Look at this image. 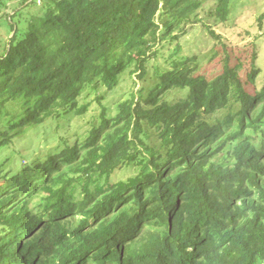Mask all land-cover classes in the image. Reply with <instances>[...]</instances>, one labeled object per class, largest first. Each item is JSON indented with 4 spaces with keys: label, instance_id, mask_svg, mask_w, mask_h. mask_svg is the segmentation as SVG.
Masks as SVG:
<instances>
[{
    "label": "trees",
    "instance_id": "trees-1",
    "mask_svg": "<svg viewBox=\"0 0 264 264\" xmlns=\"http://www.w3.org/2000/svg\"><path fill=\"white\" fill-rule=\"evenodd\" d=\"M201 1L21 0L7 15L0 0L11 30L0 55V264H264L255 52L244 77L229 56L213 78L187 59L157 70L146 96L132 92L112 116L103 108L82 141L4 168L13 138L86 111L76 107L86 89L111 90L132 66L142 79L153 47ZM213 1L226 20L231 0ZM172 88L187 93L164 99ZM149 128L158 146L143 141ZM129 165L134 174L110 181Z\"/></svg>",
    "mask_w": 264,
    "mask_h": 264
},
{
    "label": "rangeland",
    "instance_id": "rangeland-1",
    "mask_svg": "<svg viewBox=\"0 0 264 264\" xmlns=\"http://www.w3.org/2000/svg\"><path fill=\"white\" fill-rule=\"evenodd\" d=\"M20 2L21 0H7L5 13L8 15L16 9L24 11ZM230 7L231 12L227 19L222 21L215 15V2L202 0L199 7L183 23L184 30L174 28L172 35L176 34L175 38L163 37L153 47L145 63V76L142 79L138 77V71L130 74L134 68L132 66L119 75L118 84L113 89L107 90L101 86L97 90L86 89L76 101L79 109L88 105L83 113L77 114L75 109H70L60 118H49L43 124L28 128L21 137L13 138V144L5 147L8 150L2 152V156H9L4 161L6 171H15L25 163L44 160L51 152L72 145L76 140L82 141L91 128L101 122L103 108L105 115L112 116L117 112L118 103L129 98L132 92L137 96L141 89V97L146 96L158 82L156 71L167 70L181 59L188 60L195 75L213 78L222 71L223 61L229 56L232 63L238 60L242 62L240 76L244 77L252 53L255 52V63L260 70L256 81L260 86L264 80V0H231ZM156 20L160 21L158 16ZM10 35L9 23L1 18L0 55L5 52ZM249 89L252 91L251 86ZM186 93V89L172 88L165 93L164 99L174 101L184 97ZM148 130V136L143 141L148 145L158 146L159 141L153 129ZM134 173L135 166H123L112 174L110 181L126 179Z\"/></svg>",
    "mask_w": 264,
    "mask_h": 264
}]
</instances>
